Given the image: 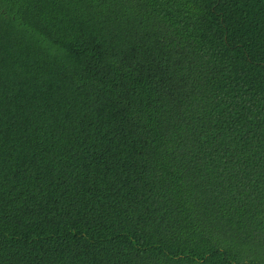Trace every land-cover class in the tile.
<instances>
[{"label":"trees","instance_id":"16d2710c","mask_svg":"<svg viewBox=\"0 0 264 264\" xmlns=\"http://www.w3.org/2000/svg\"><path fill=\"white\" fill-rule=\"evenodd\" d=\"M0 264H264V0H0Z\"/></svg>","mask_w":264,"mask_h":264}]
</instances>
